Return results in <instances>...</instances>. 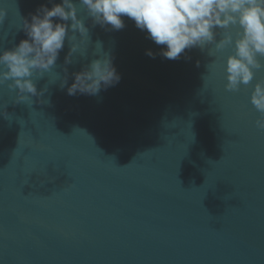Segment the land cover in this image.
Instances as JSON below:
<instances>
[{"label":"water","instance_id":"1","mask_svg":"<svg viewBox=\"0 0 264 264\" xmlns=\"http://www.w3.org/2000/svg\"><path fill=\"white\" fill-rule=\"evenodd\" d=\"M73 2L88 35L71 63L66 39L31 102L0 86V264H264V130L250 103L264 70L227 91L231 48L152 59L161 46L133 21L106 31ZM41 4L0 0V51L27 38ZM105 54L119 84L61 88L65 68L70 85Z\"/></svg>","mask_w":264,"mask_h":264},{"label":"clouds","instance_id":"2","mask_svg":"<svg viewBox=\"0 0 264 264\" xmlns=\"http://www.w3.org/2000/svg\"><path fill=\"white\" fill-rule=\"evenodd\" d=\"M39 5L30 20L24 19L20 40L11 50L0 51V86L7 83L17 90V102H31L37 93L33 78L50 72L67 39L71 48L65 64L71 63L72 53L86 44L88 29L78 18V7L73 0H48ZM79 8L87 12L93 26L106 31L125 28L127 17L135 27L145 32L146 39L161 46L158 52L146 49L145 55L155 59L177 61L190 59L187 52L193 48L203 50L209 44L217 52L226 47L232 54L226 61L227 91H238L240 85L250 84L258 71L264 70V0H79ZM4 11L0 9V23ZM235 28V38L231 29ZM220 30V31H217ZM69 32L73 35L69 36ZM83 38L76 40L75 33ZM222 38L217 41L216 37ZM99 47V46H98ZM113 57L105 54L72 73L68 84L67 68L61 88L69 96H98L101 91L115 87L121 80ZM197 66H199L197 64ZM11 81V83H8ZM250 103L260 114L255 121L264 130V80L258 81L251 92Z\"/></svg>","mask_w":264,"mask_h":264}]
</instances>
